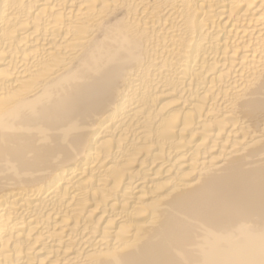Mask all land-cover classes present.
Masks as SVG:
<instances>
[{
  "label": "bare ground",
  "instance_id": "6f19581e",
  "mask_svg": "<svg viewBox=\"0 0 264 264\" xmlns=\"http://www.w3.org/2000/svg\"><path fill=\"white\" fill-rule=\"evenodd\" d=\"M0 264H264V0H0Z\"/></svg>",
  "mask_w": 264,
  "mask_h": 264
}]
</instances>
